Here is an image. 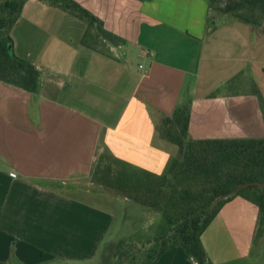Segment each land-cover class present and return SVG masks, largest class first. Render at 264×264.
<instances>
[{"label": "crops", "instance_id": "obj_1", "mask_svg": "<svg viewBox=\"0 0 264 264\" xmlns=\"http://www.w3.org/2000/svg\"><path fill=\"white\" fill-rule=\"evenodd\" d=\"M74 1L111 37L42 0L11 31L41 77L37 94L0 81V264H94L121 239L109 240L118 193L94 181L99 158L166 174L178 149L157 126L186 101L194 140L264 139V25L209 0ZM260 217L227 203L202 236L211 264H264ZM156 264L197 263L176 247Z\"/></svg>", "mask_w": 264, "mask_h": 264}, {"label": "trees", "instance_id": "obj_2", "mask_svg": "<svg viewBox=\"0 0 264 264\" xmlns=\"http://www.w3.org/2000/svg\"><path fill=\"white\" fill-rule=\"evenodd\" d=\"M27 1L6 0L0 6V81L37 94L41 73L30 61L15 55L11 37ZM42 1L86 20L111 37L102 29L101 21L76 1ZM209 7L217 16L263 28L264 0H209ZM254 93L264 117V98L257 88ZM189 125L190 103L186 101L172 116H163L157 126L161 138L178 149L162 176L136 171L116 159L109 161L108 154L99 158L93 173L97 184L161 218L149 229L151 235L139 229L116 244L105 245L102 264H156L176 247L197 264H211L202 236L222 208L237 197L259 208L257 237L264 235V139L194 140Z\"/></svg>", "mask_w": 264, "mask_h": 264}, {"label": "rangeland", "instance_id": "obj_3", "mask_svg": "<svg viewBox=\"0 0 264 264\" xmlns=\"http://www.w3.org/2000/svg\"><path fill=\"white\" fill-rule=\"evenodd\" d=\"M115 201L114 211L117 214L116 222L111 230L109 240L118 236H120V238L122 239L125 236H129L130 234L139 231V229H141V231L145 230L151 235L153 232L149 229L152 226H155L161 220L160 215L154 212H145L139 205L133 206L132 204L126 203L122 195H117L115 197ZM136 223L137 225H135ZM118 241H116L115 244ZM148 247L149 246H147V248ZM101 256L102 255H100V257L94 264H102V261H100Z\"/></svg>", "mask_w": 264, "mask_h": 264}]
</instances>
